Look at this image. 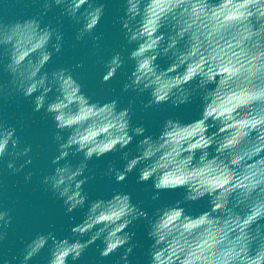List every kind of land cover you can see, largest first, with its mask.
I'll use <instances>...</instances> for the list:
<instances>
[{"label": "clouds", "instance_id": "1", "mask_svg": "<svg viewBox=\"0 0 264 264\" xmlns=\"http://www.w3.org/2000/svg\"><path fill=\"white\" fill-rule=\"evenodd\" d=\"M109 2L0 0V73L8 75L0 98L30 97L32 110L47 114L55 152L40 184L66 213L83 210L67 235L50 229L19 237V257L0 253V264H74L98 240L99 257L119 252L113 264H132L130 254L142 245L133 225L141 220L146 264H264V0H119L124 43L97 57L100 80L130 65L121 91L147 94L144 108L197 101L195 117L166 115L155 133L133 122L134 98L120 106L117 97L86 92L75 75L83 61L49 67L65 45L49 11L58 7L75 26L74 41L88 39L98 51ZM31 5L30 15L12 12ZM110 152L118 160H109L103 175L118 186L90 198L88 161ZM33 156L17 124L0 118V197L4 175L32 180L26 166ZM134 170L138 183L151 181V211L119 186ZM164 191H178L177 198L162 199ZM202 197L210 207L196 211ZM13 213L0 199V243L14 227ZM44 249L46 257L33 261Z\"/></svg>", "mask_w": 264, "mask_h": 264}, {"label": "water", "instance_id": "2", "mask_svg": "<svg viewBox=\"0 0 264 264\" xmlns=\"http://www.w3.org/2000/svg\"><path fill=\"white\" fill-rule=\"evenodd\" d=\"M120 5L119 0H110L106 6L105 15L102 17L98 30L104 32L102 40L103 47L94 50L91 41L88 39L82 41H74L75 26L66 18L60 16V9L54 8L50 10L46 19H51L54 24L59 23L65 34V45L59 54H54L49 63L52 66H66L78 61H83L82 65L75 71L77 78L85 85L84 90L94 98L111 99L119 98L120 106H125L129 99H135L133 105L134 123H144L149 126V131L158 132L159 125L166 115L177 114L182 119H191L198 114L197 101L188 104L172 107L165 103L157 109L155 106L144 108L142 101L147 100V94L136 95L133 91H121L123 82L127 79V73L130 65H125L119 69L114 77L107 82L100 80V74L103 70L102 62H97V57L108 58L113 51L121 50L120 46L124 43L120 24L117 17L122 13L118 11ZM36 10V5L29 7L19 6L13 9L16 15H30ZM130 47V46H129ZM126 54V52H125ZM161 64L164 61L161 60ZM8 79L7 73H0V81ZM32 102L30 97H19L15 100L0 98V118L5 119L8 123L17 124L18 134L21 135L25 142L33 145V163L26 167L33 170L32 180L28 183L24 182L23 173L6 174L2 177L5 185V196L0 197L4 202L14 207V227L8 230V236L0 243V253L6 257L13 255L19 257L20 250L23 245L19 237L25 239L30 238L36 231L54 230L58 236L67 235L69 227L72 223L78 222L82 218L83 210L76 209L71 213L64 211L62 201L52 195L51 191L45 190L40 184V178L50 171V157L55 152V142L52 139L53 125L43 109L39 112L32 110ZM19 121L20 123H17ZM132 143H135L133 141ZM118 153H106L100 158L93 157L88 161L89 168L94 173L89 181L84 185L85 190L89 192L90 198L99 195H108L113 187H117L114 179L103 175L109 160L117 158ZM73 162L80 159L79 154L70 157ZM119 163V161H118ZM136 171L129 173L125 181L119 182V186H123L126 191L132 193L134 202L141 203L142 207H146L151 211L154 202L149 197L151 194V181H136ZM178 191H164L161 198L164 200H174L177 198ZM208 197H202L194 202L193 207L196 211L206 210L210 207ZM69 217H75L76 220H69ZM145 222L143 220L136 222L135 227L136 239L142 242L130 254L132 264H146V257L143 255L147 248L148 241L145 237ZM100 241L90 245L82 254L79 261L74 264H113L119 252H114L108 257H99L98 245ZM47 249L33 257V261L41 260L46 257Z\"/></svg>", "mask_w": 264, "mask_h": 264}]
</instances>
